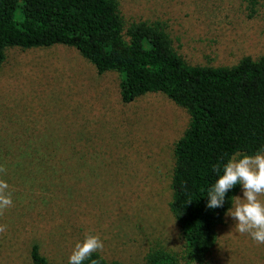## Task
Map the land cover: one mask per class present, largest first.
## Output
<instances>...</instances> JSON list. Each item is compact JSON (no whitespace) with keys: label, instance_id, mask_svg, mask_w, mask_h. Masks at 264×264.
Here are the masks:
<instances>
[{"label":"rangeland","instance_id":"1","mask_svg":"<svg viewBox=\"0 0 264 264\" xmlns=\"http://www.w3.org/2000/svg\"><path fill=\"white\" fill-rule=\"evenodd\" d=\"M117 1L125 32L132 23L159 22L191 65L233 66L264 56V0ZM120 81L118 72L99 74L63 44L8 48L0 65V143L49 145L66 158L106 154V169L64 159L3 163L0 178L13 206L0 216L7 226L0 264H33L35 244L49 264H69L76 241L89 232L100 235L110 263H141L150 249L163 248L181 264H264V244L236 232L226 215L204 258L188 257L170 203L175 144L190 114L162 92L123 103Z\"/></svg>","mask_w":264,"mask_h":264},{"label":"trees","instance_id":"2","mask_svg":"<svg viewBox=\"0 0 264 264\" xmlns=\"http://www.w3.org/2000/svg\"><path fill=\"white\" fill-rule=\"evenodd\" d=\"M57 44L78 50L99 74L118 72L123 103L162 92L187 109L191 120L175 144L170 206L188 257L204 258L215 245L217 227L242 186L230 189L223 206L214 209L207 207L208 189L232 155L264 151V56L257 60L244 57L233 66L191 65L174 49L163 24L132 23L125 32L117 0H0V65L10 47ZM85 146L92 150L90 144ZM85 148L80 152L88 151ZM18 158H27L31 164H58L64 159L106 169V154L105 158L83 154L66 158L63 151L49 145L0 143V164ZM214 165L221 166L220 173L213 170ZM31 257L33 264H49L36 244ZM92 259L99 264H123L110 263L101 253H93L83 264ZM135 264H181V257L154 248L143 262Z\"/></svg>","mask_w":264,"mask_h":264},{"label":"clouds","instance_id":"3","mask_svg":"<svg viewBox=\"0 0 264 264\" xmlns=\"http://www.w3.org/2000/svg\"><path fill=\"white\" fill-rule=\"evenodd\" d=\"M213 170L221 172L220 165H214ZM7 168L0 164V174H6ZM242 186L243 196H234L232 207L225 213L234 221L236 232L247 234L257 244H264V151L255 154L236 153L223 164L222 174L208 189L207 207L210 209L222 207L226 193L235 185ZM13 206V192L8 182L0 178V216ZM7 226L0 224V233ZM104 242L99 234L86 233L83 240L76 241L69 256V264H83L93 253H102ZM90 264H99L92 259Z\"/></svg>","mask_w":264,"mask_h":264}]
</instances>
